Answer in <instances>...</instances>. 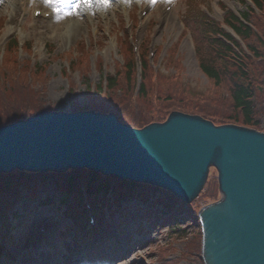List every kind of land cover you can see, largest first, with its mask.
Instances as JSON below:
<instances>
[{
  "label": "rangeland",
  "instance_id": "rangeland-1",
  "mask_svg": "<svg viewBox=\"0 0 264 264\" xmlns=\"http://www.w3.org/2000/svg\"><path fill=\"white\" fill-rule=\"evenodd\" d=\"M34 5L35 0H0V20L5 18L6 21L0 30V115L35 114L39 99L54 112L71 113L76 106L83 110L92 103L90 92L99 93L102 88L100 94L105 96L104 102L112 98L122 111L129 113L135 110L131 106L137 105L141 109L140 116L160 109H166L167 114L173 113L180 111L182 103L194 101L201 106H210L216 116L237 115L238 118L239 113L229 104L233 91L231 84L224 81L216 85L207 80L200 66H224L222 57L226 55V42L225 45L213 42L217 39L216 33L221 31L229 35L226 22L233 13L252 8L250 0H175L169 8L167 3L149 8L147 3L131 6L114 3L110 9L98 11L95 16L88 14L59 22L55 17L49 20L34 18L36 9H50L42 0L38 7ZM162 10H167L168 14L164 16ZM13 11L17 13L16 23L10 22ZM257 15L261 17L252 18L253 25L256 31L259 29L263 33L264 11ZM208 18L211 24H207ZM14 38L18 39L21 48L9 51L6 44ZM236 40L240 44L239 51L244 54L240 64L250 70L248 73L259 89L255 91L253 103L259 124L257 130L264 133V61L259 60L260 52L258 58L251 50L248 52L252 45L261 51V40L256 36L248 42ZM135 48H139V53H135ZM139 57L148 62L144 73L146 98L135 95L141 71ZM237 68L231 66L229 71L233 73ZM168 97L171 98L165 100ZM258 97L262 98V106L257 103ZM25 105L30 106L29 111L23 108ZM6 106L10 109H4ZM0 120L9 118L0 117ZM217 175L212 169L200 197L193 206L183 209L188 214L182 229L192 220L196 224L199 212L220 200ZM53 193L51 187L40 185L36 197L41 200ZM162 197L159 193L144 203L134 202L115 215L113 221L118 223L113 225L124 230L126 225L135 223L129 216L125 217L128 210L145 214L151 206L157 208ZM38 203L29 200L19 207V211L26 209L27 215L17 220L16 224L24 223V226L14 235L22 234L37 243L42 239L40 229L46 226L60 240L59 232L71 222L63 221L62 210L58 211L55 205L41 208ZM169 216H162L159 223ZM124 217L128 218L127 222L122 221ZM172 226L176 227L173 222L162 230L144 227L140 236L134 237L128 246L120 244L125 251L112 264H204L200 227L190 226L184 234L172 231ZM124 238L128 240V232ZM138 241L141 244L137 245ZM60 243L63 246L62 240Z\"/></svg>",
  "mask_w": 264,
  "mask_h": 264
},
{
  "label": "water",
  "instance_id": "water-1",
  "mask_svg": "<svg viewBox=\"0 0 264 264\" xmlns=\"http://www.w3.org/2000/svg\"><path fill=\"white\" fill-rule=\"evenodd\" d=\"M89 170L192 203L218 173L219 202L202 209L204 264H264V133L174 112L135 129L116 114L41 112L0 127V172Z\"/></svg>",
  "mask_w": 264,
  "mask_h": 264
},
{
  "label": "trees",
  "instance_id": "trees-1",
  "mask_svg": "<svg viewBox=\"0 0 264 264\" xmlns=\"http://www.w3.org/2000/svg\"><path fill=\"white\" fill-rule=\"evenodd\" d=\"M255 1V0H254ZM257 2V1H256ZM257 4L261 7V5L257 2ZM242 18L245 21H249V16L243 15ZM228 25L233 28L238 35L244 37V39L249 40L252 36V31L250 28L246 27L241 23L240 18L236 16H231V20L228 21ZM264 26V22H263ZM264 33V32H263ZM215 43H219V41H213ZM223 45V44H222ZM261 45L264 48V43L261 41ZM226 47V46H225ZM15 48V46L13 47ZM227 50V53L225 55L224 61L227 59L232 66H241L240 63L243 61H239L234 54L233 49L230 47L225 48ZM253 51H257L254 47L252 48ZM230 64H225L222 67L217 68V66H213V64L204 65V74H206L209 78L214 80V84L220 85L222 82H228L231 84L232 88V96L229 101L230 105H234L235 110L237 112H240L236 117H227V116H216L212 112H206L201 109H197L196 107H191L192 104H194V101H188L185 103H182L179 108L180 111L186 112V113H197L205 118L213 121L215 124H226L231 123L235 125H242L245 127H251V128H257L259 127L258 122L256 121L255 114L256 111L254 108V90H256L255 84H254V78L249 73H246L243 71V67H241L242 73L233 72L231 73L229 71L228 66ZM147 68V65H145ZM246 69V68H245ZM247 72H250L249 69H246ZM233 75L237 79H239L237 82L234 80ZM144 88L145 85L142 86V95L141 97L144 98ZM171 97L166 98L165 100H169ZM232 100V101H231ZM259 101H261L259 99ZM107 103V102H106ZM131 107L135 108V105H132ZM137 110H133V115L135 112H137V117H131L129 116L130 113H127L124 115V111L120 112V119L124 122H129L136 128H143L147 126L148 124L154 123V122H164L168 115L170 114L166 112V109H160L159 111L151 114H146V116H143V114L140 116L141 109L137 107ZM42 108L39 106L38 109H36L37 112H39ZM95 110L101 111L103 108H98L94 106ZM104 110V109H103ZM212 110V109H210ZM17 115V114H16ZM15 115V116H16ZM235 118V119H233ZM240 118H242L240 120ZM17 175V176H16ZM16 175H9V176H1L0 175V201H8L11 197L9 193L12 190L17 189L18 185H33L37 179L41 178L42 181H46L50 176H22L21 174ZM56 179L57 185L61 188V190L64 193V197L62 200V204H69L72 203L69 207L70 213H77L80 212L81 214L84 213L83 208L85 210V207L82 203L83 196L82 194L84 191L88 192L90 195H94V200H98L100 197V194H108L109 192H113L118 197V202L127 201L133 198L135 195L134 193L137 190H146V188H143L142 186L132 185L124 182H120L116 179L112 178H102L100 175H96L94 173L88 172V171H69L66 174L61 175H54ZM71 196H74L73 199ZM105 199V198H104ZM52 200L51 198H48V201ZM175 201L171 200L170 198L164 199V201H161V206L165 207V210L171 212V209L175 206ZM98 207V205L96 206ZM173 219V218H172ZM178 222L177 220H175ZM180 228V226H177Z\"/></svg>",
  "mask_w": 264,
  "mask_h": 264
},
{
  "label": "snow or ice",
  "instance_id": "snow-or-ice-1",
  "mask_svg": "<svg viewBox=\"0 0 264 264\" xmlns=\"http://www.w3.org/2000/svg\"><path fill=\"white\" fill-rule=\"evenodd\" d=\"M51 9L56 20L62 21L71 17L81 18L85 15H96L98 11H107L114 3L131 6L133 3H147L155 7L159 3L172 4L175 0H42ZM39 15V14H38Z\"/></svg>",
  "mask_w": 264,
  "mask_h": 264
},
{
  "label": "clouds",
  "instance_id": "clouds-1",
  "mask_svg": "<svg viewBox=\"0 0 264 264\" xmlns=\"http://www.w3.org/2000/svg\"><path fill=\"white\" fill-rule=\"evenodd\" d=\"M39 4H40V0H35V5L34 6H39Z\"/></svg>",
  "mask_w": 264,
  "mask_h": 264
},
{
  "label": "bare ground",
  "instance_id": "bare-ground-1",
  "mask_svg": "<svg viewBox=\"0 0 264 264\" xmlns=\"http://www.w3.org/2000/svg\"><path fill=\"white\" fill-rule=\"evenodd\" d=\"M161 14H163L165 16V12H163V10L161 11Z\"/></svg>",
  "mask_w": 264,
  "mask_h": 264
}]
</instances>
